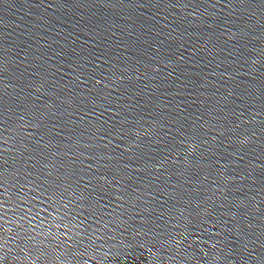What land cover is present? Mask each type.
I'll return each mask as SVG.
<instances>
[{"label": "water", "instance_id": "water-1", "mask_svg": "<svg viewBox=\"0 0 264 264\" xmlns=\"http://www.w3.org/2000/svg\"><path fill=\"white\" fill-rule=\"evenodd\" d=\"M196 264H264V147L221 215Z\"/></svg>", "mask_w": 264, "mask_h": 264}]
</instances>
